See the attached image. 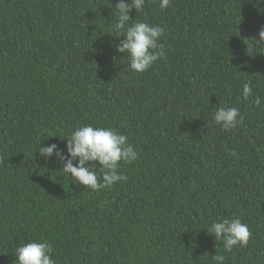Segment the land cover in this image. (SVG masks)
I'll return each mask as SVG.
<instances>
[{
	"label": "trees",
	"instance_id": "obj_1",
	"mask_svg": "<svg viewBox=\"0 0 264 264\" xmlns=\"http://www.w3.org/2000/svg\"><path fill=\"white\" fill-rule=\"evenodd\" d=\"M118 2L0 0V264L41 240L56 264H264V111L242 96L251 81L264 98V47L247 55L264 3L146 0L130 16L164 30L167 55L136 73L112 36ZM214 107L241 122L222 130ZM87 124L137 150L126 182L87 190L36 152L66 154ZM236 217L251 236L224 253L205 228Z\"/></svg>",
	"mask_w": 264,
	"mask_h": 264
},
{
	"label": "clouds",
	"instance_id": "obj_2",
	"mask_svg": "<svg viewBox=\"0 0 264 264\" xmlns=\"http://www.w3.org/2000/svg\"><path fill=\"white\" fill-rule=\"evenodd\" d=\"M145 3L146 0H119L110 22L112 36L119 40L117 52L124 54L128 68L136 73L147 72L154 62L167 55L165 46L160 43L164 30L148 22H135L130 16L133 10L140 13ZM170 3L171 0H159V7L167 9ZM257 3H264V0H257ZM257 45L264 47V28L259 31V39H252V44L247 45V55L256 53ZM242 96L264 111V98L254 94L251 81L243 84ZM214 108L213 122L222 130L235 129L241 122L237 107ZM66 140V154L54 143L47 147L40 144L36 152L45 161L55 157L63 165L62 172L76 182L73 184L94 192L113 187L117 182H126L128 177L119 170L121 162L130 164L139 158L128 137L112 127L81 125L73 129ZM205 229L215 241H222L224 253L247 245L251 236L248 225L238 217L213 220ZM53 253L54 249L47 240L21 243L15 249L14 264H56ZM209 257L210 264L225 262L224 254L215 253Z\"/></svg>",
	"mask_w": 264,
	"mask_h": 264
}]
</instances>
